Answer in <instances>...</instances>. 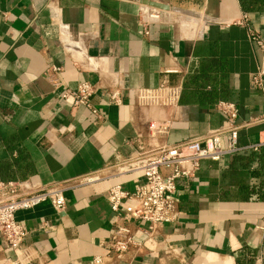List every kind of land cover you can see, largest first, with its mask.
Listing matches in <instances>:
<instances>
[{"label":"crops","instance_id":"1","mask_svg":"<svg viewBox=\"0 0 264 264\" xmlns=\"http://www.w3.org/2000/svg\"><path fill=\"white\" fill-rule=\"evenodd\" d=\"M154 1L171 8L144 24L158 8L141 0H0V181L26 180L37 190L107 175L65 190L61 212L47 201L16 213L29 232L23 264H94L119 219L110 185L133 192L143 182L141 172L110 175L118 162L220 128L218 101L237 104L242 146L260 141L264 88L252 75L264 49L240 21L246 15L264 39V0ZM83 81L95 85L99 115L62 96ZM180 87L178 106L169 105L167 92ZM169 116L168 132L150 137L149 121ZM246 155L203 161L194 176L179 178L178 218L135 222L142 249L130 264H264V198L249 192L264 191L263 160ZM5 257L14 254L0 237Z\"/></svg>","mask_w":264,"mask_h":264},{"label":"built area","instance_id":"2","mask_svg":"<svg viewBox=\"0 0 264 264\" xmlns=\"http://www.w3.org/2000/svg\"><path fill=\"white\" fill-rule=\"evenodd\" d=\"M160 13L159 9H151L144 16V24L159 19ZM240 23L246 26L250 41L264 49V39L249 24L246 15ZM50 79L55 86L59 84L53 75H50ZM252 84L264 88V59L262 65L252 75ZM175 90H179V93L170 95V92ZM95 92L94 84L83 81L75 89H66L62 96L66 99L71 98L73 107H85L99 115L92 103ZM181 93V87L170 89L167 92V101L173 98L178 103ZM109 95L113 102H120L118 89H113ZM216 109L225 117V123L220 128L200 138L176 145L158 142L118 162L110 175L141 172L143 182L133 192L125 190L121 184L110 185L107 199L112 211L118 213L119 219L108 240L106 253L96 256L94 264L133 262L142 249V242L137 240L135 235L134 223L147 222L156 226L175 221L178 218L177 200L173 197L176 182L179 178L194 176L203 161L219 162L225 157L247 150L260 151L264 147V130L258 143L248 146L240 144V131L246 124L240 122L239 109L235 102L220 100L216 103ZM169 122H150L149 136L158 137L166 134ZM106 176L101 171L92 172L78 178L55 182L37 190L28 187L26 180L0 181V237L4 249L14 254V257L2 259L0 264H23L29 256V251L23 247L29 232L24 222L16 218L19 210L31 209L48 201L61 212L66 207L65 190L100 181ZM122 208L124 214L121 213Z\"/></svg>","mask_w":264,"mask_h":264},{"label":"water","instance_id":"3","mask_svg":"<svg viewBox=\"0 0 264 264\" xmlns=\"http://www.w3.org/2000/svg\"><path fill=\"white\" fill-rule=\"evenodd\" d=\"M141 3L142 4H145V5H148V6H151V7H154V8H158V9H162V10H170V6L167 5V4H164V3H161V2H158V1H154V0H141ZM179 93V90H175V91H172L170 92V95H174V94H177ZM168 104H172V105H175V107L178 106V103H176L177 101L174 100L173 98H169V100L167 101ZM173 117H165L163 119H152L150 120L149 122H154V121H170ZM175 119V118H174Z\"/></svg>","mask_w":264,"mask_h":264},{"label":"trees","instance_id":"4","mask_svg":"<svg viewBox=\"0 0 264 264\" xmlns=\"http://www.w3.org/2000/svg\"><path fill=\"white\" fill-rule=\"evenodd\" d=\"M246 156H248L252 161H260L261 159L263 160V165L261 166V169L264 168V147L260 150V151H253V150H247L246 151ZM235 157L238 156V154L234 155ZM243 156V155H240ZM259 171V169H257ZM264 173V170L263 172ZM261 173V174H262ZM255 191V193L259 194L260 196H262L264 198V191L263 190H250V194L251 192Z\"/></svg>","mask_w":264,"mask_h":264}]
</instances>
